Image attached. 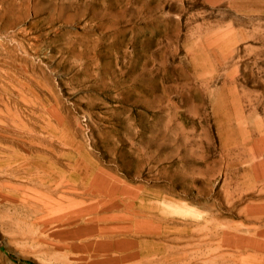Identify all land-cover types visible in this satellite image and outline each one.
Returning a JSON list of instances; mask_svg holds the SVG:
<instances>
[{
	"label": "rangeland",
	"instance_id": "374dc122",
	"mask_svg": "<svg viewBox=\"0 0 264 264\" xmlns=\"http://www.w3.org/2000/svg\"><path fill=\"white\" fill-rule=\"evenodd\" d=\"M0 264H264V0H0Z\"/></svg>",
	"mask_w": 264,
	"mask_h": 264
},
{
	"label": "bare ground",
	"instance_id": "6f19581e",
	"mask_svg": "<svg viewBox=\"0 0 264 264\" xmlns=\"http://www.w3.org/2000/svg\"><path fill=\"white\" fill-rule=\"evenodd\" d=\"M10 119V118H9ZM6 120V119H5ZM23 169V168H22ZM23 172V171H22ZM122 206V205H121ZM92 219V218H91ZM85 220V219H84ZM92 221V220H91ZM115 226V225H114ZM77 231V230H76ZM138 238V237H137Z\"/></svg>",
	"mask_w": 264,
	"mask_h": 264
}]
</instances>
